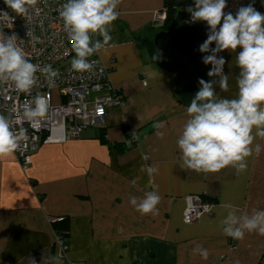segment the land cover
<instances>
[{"label":"crops","instance_id":"1","mask_svg":"<svg viewBox=\"0 0 264 264\" xmlns=\"http://www.w3.org/2000/svg\"><path fill=\"white\" fill-rule=\"evenodd\" d=\"M250 3L227 0L225 12L235 15ZM163 6L164 0H121L110 46L98 52L113 86L127 98L125 107H111L104 123L88 126L79 137L41 144L27 167L15 154L0 158V264H30V258L50 264L51 256L58 257L55 264H264V236L246 232L235 239L221 225L225 205L247 215L264 209V139L254 141L262 151L247 158L242 173L231 166L208 173L181 167L177 141L186 108L198 80L212 79L211 65L199 59L172 71L155 62L141 38L159 25ZM253 6L264 13V0ZM236 54L219 53L229 74L228 90L216 89L221 98L237 96ZM104 127L110 144L100 137ZM145 165L158 172L149 177L141 171ZM151 184L160 196L158 212L144 215L130 196L143 197ZM194 194L211 202V212L188 224L186 197ZM60 216L70 223L65 252L52 223ZM197 245L207 249V260L193 251Z\"/></svg>","mask_w":264,"mask_h":264},{"label":"clouds","instance_id":"2","mask_svg":"<svg viewBox=\"0 0 264 264\" xmlns=\"http://www.w3.org/2000/svg\"><path fill=\"white\" fill-rule=\"evenodd\" d=\"M4 2L17 14L24 15L38 0ZM120 3L121 0H67L63 4L60 17L76 54L71 61L74 71H92L94 62L88 58L101 50L107 51L113 39L110 26L119 17ZM253 3L239 7L235 15L225 12L227 0H194V5L186 8L192 22L203 21L208 25L207 39L200 44L199 51L206 54L202 61L211 65L207 75L212 79L198 80L200 88L186 108L188 118L177 141L184 169L208 173L231 166L242 173L247 168V158L262 151V146L254 141L264 139V14L257 11ZM0 18L7 19L8 13L4 12ZM97 35L102 41L93 39ZM16 41L15 34L0 33V82H9L17 91L29 93L38 84L36 74L40 72L48 85L54 86L58 71L50 64L41 67L32 63ZM225 50L237 53L235 59L239 68L238 93L231 99L219 97L216 91L217 87L221 91L229 88V74L224 71L226 60L219 55ZM33 104L25 107L23 115H17L16 120L0 114V158L14 155L21 141L26 140L23 129L14 130L20 120H27L38 129L40 122L47 118L50 97L37 94ZM141 171H147L151 177L158 168L145 165ZM131 183L136 186L137 180ZM151 187L153 190L145 192L143 197L130 196V204L144 215L158 212L160 196L157 186L151 184ZM225 208L228 212L221 221L225 235L242 239L246 232H257L264 236V209L247 215L238 214V209L232 205ZM193 251L207 260L209 253L202 245H197ZM29 260L30 264H37L34 258ZM57 260L58 257H49L50 264Z\"/></svg>","mask_w":264,"mask_h":264},{"label":"built area","instance_id":"3","mask_svg":"<svg viewBox=\"0 0 264 264\" xmlns=\"http://www.w3.org/2000/svg\"><path fill=\"white\" fill-rule=\"evenodd\" d=\"M66 2L38 0L27 14L19 15L8 8L4 0H0V15L8 13L7 19L0 18V33L9 36L15 34L17 44L24 49L32 63L41 67L50 64L59 73L54 86L50 87L44 75L37 72L38 84L29 93L17 91L9 82H0V113L12 120H16L17 115L22 116L25 107L34 106L37 94L50 97L48 116L40 122L38 129L27 120H20L15 125V131L23 129L26 133V140L21 141L20 149L15 152L23 167L31 163L32 154L41 144L79 137L88 126L104 123L111 107H125L127 103V98L113 86L109 69L98 53L88 58L94 62L92 71L76 72L71 68L75 52L60 17ZM165 17L164 11L157 12L159 22ZM183 22L184 25L195 24L190 13ZM144 83L147 82L144 80ZM123 124L128 126L127 119H123ZM186 200L184 221L188 224L211 212V202L204 196L189 195ZM58 242L65 252L67 247L62 241Z\"/></svg>","mask_w":264,"mask_h":264},{"label":"trees","instance_id":"4","mask_svg":"<svg viewBox=\"0 0 264 264\" xmlns=\"http://www.w3.org/2000/svg\"><path fill=\"white\" fill-rule=\"evenodd\" d=\"M192 5H194V0H164V6L162 11L166 13L165 19L162 22H159V25L157 27H150L148 29V32H150V34L141 38L143 44L147 43V46L152 51L155 62H157L159 66L168 70L178 71L179 69L187 67L192 62L202 59L188 58L181 55L177 51H168L166 53L161 54L156 50L154 45V37L156 33L160 31H170L181 25H184L183 21L189 14V12L186 11V8ZM255 9L259 11L257 7H255ZM195 24L207 25L203 21H196ZM101 131L102 133L100 137L102 139V142L108 144L109 142L106 137L105 127L102 128ZM115 146L118 147L119 145L115 144ZM124 149L125 148H122L121 151H123ZM52 223L57 235V239L62 241L64 245L68 247L70 245L71 237L69 219L66 216H60L55 218Z\"/></svg>","mask_w":264,"mask_h":264},{"label":"water","instance_id":"5","mask_svg":"<svg viewBox=\"0 0 264 264\" xmlns=\"http://www.w3.org/2000/svg\"><path fill=\"white\" fill-rule=\"evenodd\" d=\"M207 32L208 25H181L170 31L156 33L154 45L161 54L177 51L188 58H202L206 54L199 51V46L207 39Z\"/></svg>","mask_w":264,"mask_h":264},{"label":"rangeland","instance_id":"6","mask_svg":"<svg viewBox=\"0 0 264 264\" xmlns=\"http://www.w3.org/2000/svg\"><path fill=\"white\" fill-rule=\"evenodd\" d=\"M76 56V54L74 55V57Z\"/></svg>","mask_w":264,"mask_h":264}]
</instances>
